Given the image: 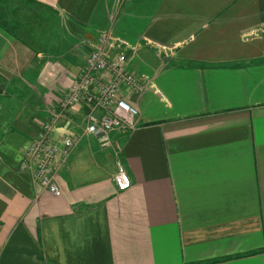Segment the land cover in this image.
Listing matches in <instances>:
<instances>
[{"label":"crops","instance_id":"1","mask_svg":"<svg viewBox=\"0 0 264 264\" xmlns=\"http://www.w3.org/2000/svg\"><path fill=\"white\" fill-rule=\"evenodd\" d=\"M26 1L53 36L0 26V264H264V0ZM103 31L144 86L120 150L58 113ZM53 113L59 196L21 164Z\"/></svg>","mask_w":264,"mask_h":264},{"label":"built area","instance_id":"2","mask_svg":"<svg viewBox=\"0 0 264 264\" xmlns=\"http://www.w3.org/2000/svg\"><path fill=\"white\" fill-rule=\"evenodd\" d=\"M110 35L109 31L99 35L98 45L90 51L81 74L61 95L58 113L73 104H88L91 112L85 120L84 134L95 136L101 147L114 146L120 150L119 142L112 140L110 134L135 127L137 111L130 102V96L139 94L144 86L129 68L126 54L110 50ZM56 115H51L26 146L21 164L33 168V180L43 190L59 196L61 190L55 182V175L80 138L66 135L60 142L55 141L52 127ZM116 168L114 182L117 189L129 188L131 180L123 164L117 161Z\"/></svg>","mask_w":264,"mask_h":264},{"label":"rangeland","instance_id":"3","mask_svg":"<svg viewBox=\"0 0 264 264\" xmlns=\"http://www.w3.org/2000/svg\"><path fill=\"white\" fill-rule=\"evenodd\" d=\"M1 15L8 24L14 27L17 35L27 40H36L38 47L48 41L52 17L48 12L40 13L26 0H0ZM33 34L31 35V33ZM1 81V80H0Z\"/></svg>","mask_w":264,"mask_h":264},{"label":"trees","instance_id":"4","mask_svg":"<svg viewBox=\"0 0 264 264\" xmlns=\"http://www.w3.org/2000/svg\"><path fill=\"white\" fill-rule=\"evenodd\" d=\"M0 26H1L3 29L8 30V31H12V30H14V27L11 26L10 24H8L6 20H4V16L1 15V11H0ZM1 91H2V87H1V85H0V93H1Z\"/></svg>","mask_w":264,"mask_h":264}]
</instances>
